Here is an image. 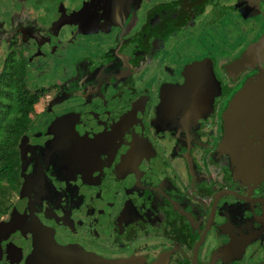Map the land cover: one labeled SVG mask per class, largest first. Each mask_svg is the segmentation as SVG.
<instances>
[{
  "label": "flooded vegetation",
  "instance_id": "flooded-vegetation-1",
  "mask_svg": "<svg viewBox=\"0 0 264 264\" xmlns=\"http://www.w3.org/2000/svg\"><path fill=\"white\" fill-rule=\"evenodd\" d=\"M12 2L14 75L30 60L53 79L20 92L0 264H264V148L252 176L221 149L264 68V0Z\"/></svg>",
  "mask_w": 264,
  "mask_h": 264
},
{
  "label": "water",
  "instance_id": "water-1",
  "mask_svg": "<svg viewBox=\"0 0 264 264\" xmlns=\"http://www.w3.org/2000/svg\"><path fill=\"white\" fill-rule=\"evenodd\" d=\"M222 150H229L237 174L256 173L264 148V68L249 77L225 111Z\"/></svg>",
  "mask_w": 264,
  "mask_h": 264
},
{
  "label": "trees",
  "instance_id": "trees-1",
  "mask_svg": "<svg viewBox=\"0 0 264 264\" xmlns=\"http://www.w3.org/2000/svg\"><path fill=\"white\" fill-rule=\"evenodd\" d=\"M13 60L14 52L6 50L0 66V204L16 180L12 170L10 138L22 132L30 121L29 109L20 94L26 87V80L24 73L14 75Z\"/></svg>",
  "mask_w": 264,
  "mask_h": 264
},
{
  "label": "rangeland",
  "instance_id": "rangeland-1",
  "mask_svg": "<svg viewBox=\"0 0 264 264\" xmlns=\"http://www.w3.org/2000/svg\"><path fill=\"white\" fill-rule=\"evenodd\" d=\"M12 6H13L12 0H0V25L2 22L4 23V21H7L6 19L9 16V12H10ZM247 29H248V33H250L249 27H247ZM215 30H217V29L215 28ZM219 30H221V27H219ZM240 32H244V30L239 29V30H234L233 32L230 31V37L235 38L236 34H237V36H240L239 35ZM244 33L246 34V32H244ZM242 35H243V33H242ZM230 42H231V39H230ZM230 42L229 41L221 42V40H218L216 38V39L211 41L212 46L210 48L214 52L217 51V48L219 50H223L224 49L223 46L229 48ZM194 43L196 45H200V39H197ZM221 45H222V47H221ZM203 49L204 50L197 53V55L199 54V57L202 56L201 54H204L203 52L205 51V48H203ZM4 56H5V47H4V42L2 40L0 43V66H1V61L3 60ZM199 57L197 56L196 58H199ZM23 58H24V55H23ZM34 59H37L39 61L42 60L40 58V55H39V57H34ZM21 60L22 59L20 58V56L17 53L16 58H15V69H14L15 75L20 74L21 65H22ZM24 73H25L24 74V78H25L24 81L26 80V86H28L29 88L40 87V86L45 87L46 85L52 83L51 79H53V73L51 70L49 72L46 68V65L42 62H36V61L31 62L29 60L27 62V64L25 65V72ZM38 78L42 79V81H40ZM22 91L26 93L25 89H23Z\"/></svg>",
  "mask_w": 264,
  "mask_h": 264
}]
</instances>
